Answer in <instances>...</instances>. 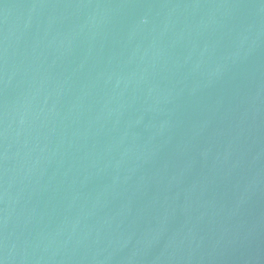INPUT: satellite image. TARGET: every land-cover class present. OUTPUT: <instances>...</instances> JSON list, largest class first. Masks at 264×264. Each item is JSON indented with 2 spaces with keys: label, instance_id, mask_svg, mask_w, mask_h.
Wrapping results in <instances>:
<instances>
[{
  "label": "water",
  "instance_id": "water-1",
  "mask_svg": "<svg viewBox=\"0 0 264 264\" xmlns=\"http://www.w3.org/2000/svg\"><path fill=\"white\" fill-rule=\"evenodd\" d=\"M264 136V0H0V264H157Z\"/></svg>",
  "mask_w": 264,
  "mask_h": 264
}]
</instances>
